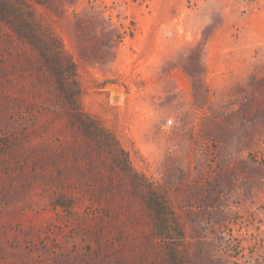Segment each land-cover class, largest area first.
<instances>
[{
    "label": "rangeland",
    "instance_id": "obj_1",
    "mask_svg": "<svg viewBox=\"0 0 264 264\" xmlns=\"http://www.w3.org/2000/svg\"><path fill=\"white\" fill-rule=\"evenodd\" d=\"M109 151L0 22V264H264V0H23ZM171 127H166L168 120Z\"/></svg>",
    "mask_w": 264,
    "mask_h": 264
},
{
    "label": "trees",
    "instance_id": "obj_2",
    "mask_svg": "<svg viewBox=\"0 0 264 264\" xmlns=\"http://www.w3.org/2000/svg\"><path fill=\"white\" fill-rule=\"evenodd\" d=\"M0 22L8 25L22 42L29 43L40 53L44 67L54 77L61 97L69 106V115L78 121L89 140L101 141L109 151L114 150V138L80 103L82 90L76 78L75 64L60 40L42 27L23 0H0ZM146 205L155 216L158 235L174 244L169 249L173 263L181 264L178 251L183 231L166 198L158 192H150Z\"/></svg>",
    "mask_w": 264,
    "mask_h": 264
},
{
    "label": "built area",
    "instance_id": "obj_3",
    "mask_svg": "<svg viewBox=\"0 0 264 264\" xmlns=\"http://www.w3.org/2000/svg\"><path fill=\"white\" fill-rule=\"evenodd\" d=\"M173 125V120H168L167 122H166V127H171Z\"/></svg>",
    "mask_w": 264,
    "mask_h": 264
}]
</instances>
